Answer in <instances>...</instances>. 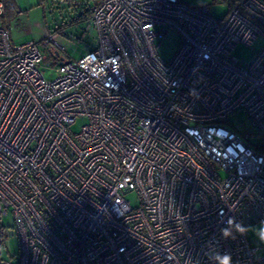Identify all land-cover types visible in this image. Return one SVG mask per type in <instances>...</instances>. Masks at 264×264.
I'll list each match as a JSON object with an SVG mask.
<instances>
[{"label":"built area","instance_id":"1","mask_svg":"<svg viewBox=\"0 0 264 264\" xmlns=\"http://www.w3.org/2000/svg\"><path fill=\"white\" fill-rule=\"evenodd\" d=\"M61 1L90 9L96 45L65 59L46 31L48 80L0 0V264H215L214 251L264 264V245L220 235L229 217L264 220V0L221 18L181 0ZM169 31L180 43L164 62ZM258 38L250 60L232 55Z\"/></svg>","mask_w":264,"mask_h":264},{"label":"rangeland","instance_id":"2","mask_svg":"<svg viewBox=\"0 0 264 264\" xmlns=\"http://www.w3.org/2000/svg\"><path fill=\"white\" fill-rule=\"evenodd\" d=\"M193 7H206L209 12L221 18L229 9L234 0H181ZM12 9L14 15L8 20V30L14 43L25 41L40 42L39 48L42 59L38 62V69L43 76L52 80L58 76L56 68L57 59L51 54V45H43L41 39L45 32H58V41L64 47L60 53L65 59H76L86 50L96 45V30L88 20H76V8L68 6L61 0H12ZM84 11V10H83ZM41 36V37H40ZM40 37V38H39ZM180 43L179 37L169 31L165 38L156 42V53L158 57L168 62ZM261 47V40L258 38L251 46L236 44L232 49V55L240 61L250 60ZM45 57V58H44ZM220 122L226 124L227 119ZM84 123L83 119H78L72 126L73 130H78ZM127 198L134 204L135 195L128 193ZM5 227V233L8 239L4 242L2 256L9 258L17 252V237L15 234L13 221L10 216L2 219ZM249 233L246 235L249 244L252 247L261 246L258 239L253 235V231L260 227L259 222L249 224Z\"/></svg>","mask_w":264,"mask_h":264},{"label":"clouds","instance_id":"3","mask_svg":"<svg viewBox=\"0 0 264 264\" xmlns=\"http://www.w3.org/2000/svg\"><path fill=\"white\" fill-rule=\"evenodd\" d=\"M225 226L220 229L221 238L224 240H235L237 236H244L249 233V227L245 226L243 222H237L234 217H229L225 222ZM260 227L252 233L258 239L260 244H264V220L259 222ZM209 248H214L209 242ZM207 256L210 260L215 261V264H232V257L229 253H220L218 251L212 252Z\"/></svg>","mask_w":264,"mask_h":264},{"label":"trees","instance_id":"4","mask_svg":"<svg viewBox=\"0 0 264 264\" xmlns=\"http://www.w3.org/2000/svg\"><path fill=\"white\" fill-rule=\"evenodd\" d=\"M236 0L232 1L230 7L235 3ZM12 0H5V17L3 18V23L5 26L8 27V20L14 15V9H12ZM90 16V9H84L83 12L77 14L76 20H88Z\"/></svg>","mask_w":264,"mask_h":264},{"label":"crops","instance_id":"5","mask_svg":"<svg viewBox=\"0 0 264 264\" xmlns=\"http://www.w3.org/2000/svg\"><path fill=\"white\" fill-rule=\"evenodd\" d=\"M80 12H83V11H81V10L78 11V10H77L75 13H76V14H79ZM40 37H41V36H40ZM40 37H39V38H40Z\"/></svg>","mask_w":264,"mask_h":264},{"label":"water","instance_id":"6","mask_svg":"<svg viewBox=\"0 0 264 264\" xmlns=\"http://www.w3.org/2000/svg\"><path fill=\"white\" fill-rule=\"evenodd\" d=\"M56 54H58L57 52H55Z\"/></svg>","mask_w":264,"mask_h":264}]
</instances>
